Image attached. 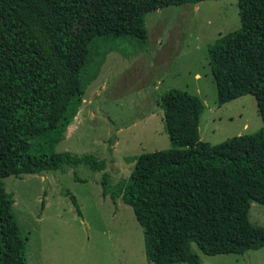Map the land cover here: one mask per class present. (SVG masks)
I'll use <instances>...</instances> for the list:
<instances>
[{"label":"trees","instance_id":"16d2710c","mask_svg":"<svg viewBox=\"0 0 264 264\" xmlns=\"http://www.w3.org/2000/svg\"><path fill=\"white\" fill-rule=\"evenodd\" d=\"M200 1L0 0V264H27L3 178L64 165L103 171V195L132 208L153 264H202L192 243L210 255L264 246L248 218L250 199L264 204V0H238L240 27L208 44L218 105L252 93L260 129L203 141L200 101L171 88L160 104L174 147L140 154L126 180L110 182L105 158L54 150L82 104L93 41L145 40L147 12ZM65 194L81 215L76 196Z\"/></svg>","mask_w":264,"mask_h":264},{"label":"rangeland","instance_id":"374dc122","mask_svg":"<svg viewBox=\"0 0 264 264\" xmlns=\"http://www.w3.org/2000/svg\"><path fill=\"white\" fill-rule=\"evenodd\" d=\"M237 1L168 5L145 14V40L116 36L93 41L82 72V104L55 152L95 154L106 159L111 183L126 180L140 154L174 147L160 104L171 88L200 101L203 141L215 144L260 129L252 93L218 105L209 64L208 44L240 27ZM102 174L85 165H64L3 178L27 245V264H153L132 208L103 195ZM66 190L76 196L81 215ZM248 218L264 231V204L250 199ZM192 249L202 264H264V246L214 255L195 243Z\"/></svg>","mask_w":264,"mask_h":264}]
</instances>
